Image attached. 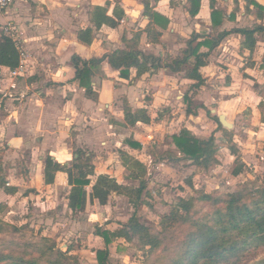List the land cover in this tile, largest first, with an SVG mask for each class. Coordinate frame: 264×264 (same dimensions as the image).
Here are the masks:
<instances>
[{"label":"crops","instance_id":"crops-1","mask_svg":"<svg viewBox=\"0 0 264 264\" xmlns=\"http://www.w3.org/2000/svg\"><path fill=\"white\" fill-rule=\"evenodd\" d=\"M256 1L264 5V0ZM106 2H109V15L116 6L123 9L124 16L118 25H102L91 43L79 42L77 32L92 26L89 17L91 7L105 5ZM186 3L187 0H14L8 9L0 11V31L11 38L13 36L29 56L26 71L19 76H12V69L0 65V164L8 171L9 177H5L7 185L13 187L12 193L0 188V202L6 205L4 210L8 216L14 217L21 209L25 213L24 218L28 217L25 221L43 225L46 230L73 229L76 219L67 205L66 196L70 189L67 174L57 172L54 182L45 184V158L51 156L61 164L70 165L75 150L81 148L94 154L96 173L116 178L128 171L129 178V170L119 150H125L147 169L152 161L147 149L154 142V127L164 129L170 124V119H163L164 110L168 114L180 111L186 119L205 121L206 113L201 107H196V115H186V96L197 102H193L194 105L209 109L212 115L224 114L229 122V115L237 118L239 111L250 110L253 122L260 129L264 126L259 119L258 102H252L256 97L260 100L255 84L264 83V52L260 60L254 52L259 41L250 51L243 47L240 33L226 35L210 51L206 65L200 68L204 83L197 88L193 87L196 81L186 76L190 65L182 64L180 71H174L178 66L174 61L183 57L187 41L194 33L213 37L221 31L259 23L237 25L240 17L251 14L246 10L247 0L243 6H238L237 0H215L216 7L224 9L223 22L217 28L212 26L210 0H201L196 16L188 13ZM148 11L168 18L166 29L155 24ZM233 11L235 18L230 19ZM254 19L260 20L255 16ZM148 28L153 33L149 34ZM154 32L161 33L157 40L153 39ZM124 36L127 39L138 37V48L158 58L157 66L150 67L139 77H134L133 72L128 78H123L119 70L112 69L105 62L92 76L95 98L89 97L73 79L72 56L100 58L106 53L124 49ZM203 50L206 51L205 48ZM121 97L124 99L123 107H120L122 111L115 113ZM209 103L214 108H210ZM126 106L132 110L146 108L150 122L125 124L123 109ZM231 123L234 129L236 125ZM174 124L176 130L169 132L171 135L180 129H189L188 125H179L175 119L170 127ZM128 137L137 140L140 147L133 148L125 143ZM221 138L216 139L220 142ZM168 142L166 149L170 153L166 156H180L171 136ZM223 149L220 147V151ZM218 160L219 163L222 161L220 155ZM184 161L190 168L201 170L190 160H179L172 165L180 166L179 163ZM102 165L106 168L99 169ZM112 196L120 201L126 199L115 193L110 198ZM92 203L96 213L90 214L99 217L97 208L107 207V204L100 205L96 200ZM112 227L108 224L105 228L113 230L116 226Z\"/></svg>","mask_w":264,"mask_h":264},{"label":"trees","instance_id":"trees-1","mask_svg":"<svg viewBox=\"0 0 264 264\" xmlns=\"http://www.w3.org/2000/svg\"><path fill=\"white\" fill-rule=\"evenodd\" d=\"M108 5L109 2H106L105 5L91 7L89 17L92 26L77 32L79 42L91 43L96 37V31L102 25L110 27L118 25L119 20L124 16V11L116 6L109 15ZM200 6L201 0H187L186 8L191 16L198 14ZM246 10L257 19L262 20L264 17V5L256 0H247ZM148 13L154 19L155 24L166 29L169 23L168 18L158 12L148 11ZM210 18L214 28L223 22L224 9L216 7L215 0H210ZM234 18L235 12L233 11L230 19ZM232 32L240 33L243 36V47L253 51L258 41L257 35H264V24L259 22L252 27L232 28L229 31H221L213 37L194 33L187 41L183 57L174 61L178 64L174 71H180L182 64L190 65L186 76L196 81L193 84L194 88L199 87L204 83L200 68L206 65L210 51ZM148 33H153V31L148 28ZM160 35V32H154L153 39L157 40ZM124 40V49L106 53L100 58L86 59L77 54L72 56L73 79L78 81L89 97L95 98L92 76L105 62L112 69L119 70L123 78H128L133 72L134 77H139L150 67L157 66L158 58L145 54L138 48V37L127 39L124 36ZM204 48L206 51L203 50ZM18 62L19 53L14 41L8 34L0 31V65L12 69L18 65ZM184 101L186 115H196V107H201L206 115L216 123L217 128L205 139L192 134L186 128L174 133L171 136L172 144L180 156L173 157L172 160L175 162L183 159L190 160L192 165L206 170L211 168V164L219 163L220 147L224 145L223 141H217L214 132L223 130L224 133H229V131L222 128L217 115H212L209 109L203 105H194L191 98L187 96ZM257 108L260 111V122L264 124L263 99L258 103ZM123 111L125 124L135 125L137 121L150 122L151 118L146 108L132 110L126 106ZM225 141L227 142V139ZM125 143L133 148L140 147L139 142L132 137H128ZM230 151H234L233 146H230ZM119 153L124 160L125 167L129 170V178L138 181L137 186L119 183L115 177L105 173H96L94 154L87 153L81 148L75 150V157L70 165L61 164L53 160L51 156H47L44 162L43 180L45 184H52L57 172L67 174L70 189L66 199L72 213L84 212L88 202L92 203L94 200L100 205H106L112 193L125 196L134 208L128 220L113 230L96 226L94 233L103 241V246L94 250L96 264H112L109 245L115 239L122 238L129 242L136 238L141 248L148 247V253L151 255L159 253V246L163 240L161 237L163 231L160 234L153 232L154 227L143 223L135 212L140 204L146 203L144 197L147 195L148 183L144 178L145 166L125 150H119ZM1 169L0 164V172ZM239 172L240 170H236L233 174L238 175ZM0 184L6 193L13 192V187L7 185L1 175ZM187 184L191 185V181L188 180ZM194 200L192 196H182L177 202L171 204L168 212L160 217L159 223L162 229H168L172 224L187 226L184 233L185 238L177 242L176 255L170 259L169 264H239L246 251H256L264 247V183L256 189L243 185L224 196H215L201 191L198 200L209 203L213 209L212 214L206 216V224L201 218L196 220L191 215ZM2 225L12 227L0 220V231ZM29 247L32 250L26 248L21 253L16 251L0 253V264H79L77 259L68 254V251L58 250L52 240L47 237H42L39 242H30ZM253 264H264V258Z\"/></svg>","mask_w":264,"mask_h":264},{"label":"rangeland","instance_id":"rangeland-1","mask_svg":"<svg viewBox=\"0 0 264 264\" xmlns=\"http://www.w3.org/2000/svg\"><path fill=\"white\" fill-rule=\"evenodd\" d=\"M237 3L238 6H243L244 0H237ZM242 10L244 11V8ZM255 21L264 24V17L262 20H256L251 14H246L240 17L237 25H251ZM257 38L259 43L254 52L260 60L264 52V35L260 34ZM246 60L247 65H249L250 57ZM255 89L256 93L260 95V100L256 97L255 101L252 100L254 104L255 102L259 103L262 99L264 100V83L260 85L256 83ZM122 99V97L119 99L121 103L116 104L115 113H118V110L122 111L120 108L123 107L124 103V99ZM196 103L195 101L194 104ZM209 107L214 108L210 103ZM163 112V119L165 121L170 119V124L164 129H156L153 126L155 130L153 133L154 142L147 149V153L152 156V161L148 164L145 175L148 182L147 195L144 197L146 203L140 204L135 211L143 223L154 227L153 232L160 234L163 231L161 234L163 240L159 246L160 251L151 255L148 253V247L141 248L136 238L129 242L118 238L109 245L112 264H169L170 259L176 255L177 242L185 238L184 233L187 226L172 224L168 229H162L159 222L161 215L168 212L171 204L177 202L180 197L192 196L195 199L192 204L191 215L196 220L201 218L203 223L206 224V216L211 215L213 209L209 203L198 200L201 191L215 196H224L243 185L256 189L264 183V126L262 125L260 129L259 125L253 122L250 110L249 112L246 110L239 111L237 118L229 115L230 122H234L236 125L234 129L222 127L228 130L229 133H224L223 130L215 131L216 138H224H221V141L224 143L222 147L225 150L220 151L222 155L219 154L222 161L211 164V168L206 170L202 168L203 171L194 167L190 168L185 161L179 163L180 166L172 165L176 162L172 160L171 156H166L167 153H170L166 146L169 143L170 136H172L169 132L173 129L176 130V126L174 124L173 127H170V125L175 119V122H179V125L182 123L188 125V130L192 134L204 138L215 130V122L206 114H204L206 116L205 121H195L193 118L186 119L184 113H180V111L172 114L165 113V110ZM107 114L110 113L107 112ZM258 114L260 119L259 110ZM169 127L170 129H168ZM155 132L157 133L155 134ZM230 146H233V152L230 151ZM172 153L174 152L171 151ZM230 154L233 158L230 157ZM103 168L106 167L104 165L99 166V169ZM114 170L116 171L117 168H114ZM236 170H240L238 175L233 174V171ZM127 172L125 171L123 175L116 176L117 180L132 186L137 185V181L129 180ZM0 175L4 177V180L5 177H9L8 171L3 166ZM188 180L191 181V185L187 184ZM5 183H7V180H5ZM0 188L3 189L2 184H0ZM4 208H6V205L0 202V220L12 227L2 225L0 253L11 251L21 253L26 248L32 250L29 247L30 242H39L42 237H47L52 240L58 250L68 251L69 253H67L77 259L79 264H96L94 250L103 246L102 238L94 233L96 226L103 229L110 224V227L113 226L112 228H114L116 226L115 228H117L121 223L126 222L134 212V208L127 198L120 201V199L112 196L107 203V207L97 208L99 217L90 214L96 213L94 204H87L84 212L72 214L76 219L73 229H60L58 231L56 229L46 230L43 225L32 224L28 220L25 221L28 217L24 218L25 213H22L21 209V212L18 211L14 217H10ZM97 218H99V221ZM263 258L264 247L256 251H246L239 264H253Z\"/></svg>","mask_w":264,"mask_h":264},{"label":"built area","instance_id":"built-area-1","mask_svg":"<svg viewBox=\"0 0 264 264\" xmlns=\"http://www.w3.org/2000/svg\"><path fill=\"white\" fill-rule=\"evenodd\" d=\"M13 2L14 0H0V11H5L6 9H8L13 4ZM12 40L14 41L15 46L19 53V62L16 67L12 68V70L10 71V74L12 76H19L22 73H25L26 62L29 56L27 52L21 48L18 41L15 40L13 36H12Z\"/></svg>","mask_w":264,"mask_h":264},{"label":"water","instance_id":"water-1","mask_svg":"<svg viewBox=\"0 0 264 264\" xmlns=\"http://www.w3.org/2000/svg\"><path fill=\"white\" fill-rule=\"evenodd\" d=\"M212 112H215V110L213 109ZM217 118L223 128L232 129L233 124L226 119L224 114H218Z\"/></svg>","mask_w":264,"mask_h":264}]
</instances>
